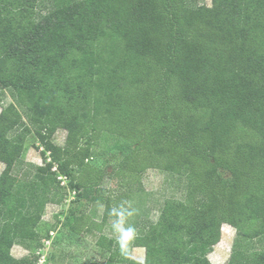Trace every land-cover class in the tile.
Segmentation results:
<instances>
[{"label": "trees", "instance_id": "1", "mask_svg": "<svg viewBox=\"0 0 264 264\" xmlns=\"http://www.w3.org/2000/svg\"><path fill=\"white\" fill-rule=\"evenodd\" d=\"M3 91L0 264H37L60 224L95 233L105 264H213L228 224L224 264H264V0H0ZM32 134L41 164L22 159ZM108 136L124 154L93 164ZM150 168L180 196L109 236ZM73 193L69 222L44 230L48 204ZM16 244L33 251L15 257Z\"/></svg>", "mask_w": 264, "mask_h": 264}, {"label": "rangeland", "instance_id": "2", "mask_svg": "<svg viewBox=\"0 0 264 264\" xmlns=\"http://www.w3.org/2000/svg\"><path fill=\"white\" fill-rule=\"evenodd\" d=\"M196 1L199 4H211V0ZM1 96L0 112L3 107L12 101L7 91H3ZM65 135L66 132L64 130H59L55 137L56 142L63 144ZM121 143L120 140H116L113 137H106L98 147L100 152L99 156L91 160V162L102 167L116 164L124 154V150L119 148ZM41 151L42 147L32 134L28 137L22 159L26 163L41 164L43 161ZM110 159L111 163L109 162ZM4 167V162L0 160V173ZM104 180L103 185L110 191L116 188V180H112L110 177H106ZM142 181L145 190L133 195L128 204V207L131 208L130 214L118 221L122 228H133L142 218L156 220L163 199L171 195L180 196V192H175V189L171 190L170 188V175L158 169H147L142 175ZM64 182L67 183L66 180ZM73 195L74 193L69 195L67 201L63 204H48L43 217L44 221L42 226L44 230L48 229L53 224L55 225L58 220H60L59 222L66 220L64 215L71 206L70 200L74 198ZM104 209V205L97 202L90 203L87 208V210H89L88 212L98 220L102 218ZM65 222H69V220ZM51 234L52 236L49 239V243L46 244L43 251L47 257H43L44 261L42 264H105L107 253L96 247L95 240L97 238L95 235H85L86 237L73 235L66 226H61V224L60 227L58 225V228ZM235 236V228L231 225L224 224L222 227V238L209 254V258L213 264H224L227 262L231 254ZM143 250L145 251V249L136 248L134 251L135 256L142 259L144 256ZM31 251H33V249L31 250L25 248L21 244H16L13 246L12 254L15 257H22L29 254Z\"/></svg>", "mask_w": 264, "mask_h": 264}, {"label": "crops", "instance_id": "3", "mask_svg": "<svg viewBox=\"0 0 264 264\" xmlns=\"http://www.w3.org/2000/svg\"><path fill=\"white\" fill-rule=\"evenodd\" d=\"M97 219V218H96ZM98 220V219H97ZM121 228V226H120V224L118 223V222H112L108 227H107V229L105 230L106 232H107V234H109V236H113V237H118L119 236V229ZM85 235H96L95 233H90V232H86V233H84L83 235H81V236H84V237H86ZM80 236V237H81ZM90 239V238H89ZM96 247H98V246H96ZM99 248V247H98ZM136 248H140V249H145L144 247H134L133 249H132V251H131V256L133 257V258H135V259H137V260H139V261H143L144 259H145V251H144V256H143V258L141 259V258H138V257H136L135 256V254H134V251H135V249ZM99 249H101V248H99ZM101 251H103V250H101ZM104 252V251H103Z\"/></svg>", "mask_w": 264, "mask_h": 264}, {"label": "built area", "instance_id": "4", "mask_svg": "<svg viewBox=\"0 0 264 264\" xmlns=\"http://www.w3.org/2000/svg\"><path fill=\"white\" fill-rule=\"evenodd\" d=\"M59 178H63V177H59ZM64 179V178H63ZM63 183H64V181H63ZM47 243H49V240H46L45 241V246L42 248V249H40V250H38L37 251V254H39V259H38V262H37V264H42L43 263V257H47V255H45V253H43V251H44V248L46 247V244Z\"/></svg>", "mask_w": 264, "mask_h": 264}]
</instances>
